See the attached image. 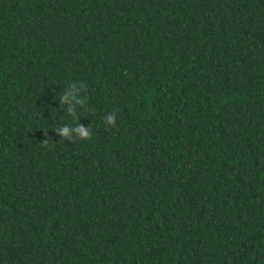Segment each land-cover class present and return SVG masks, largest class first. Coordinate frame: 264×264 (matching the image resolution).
<instances>
[{
    "label": "trees",
    "instance_id": "obj_1",
    "mask_svg": "<svg viewBox=\"0 0 264 264\" xmlns=\"http://www.w3.org/2000/svg\"><path fill=\"white\" fill-rule=\"evenodd\" d=\"M0 264H264V0H0Z\"/></svg>",
    "mask_w": 264,
    "mask_h": 264
},
{
    "label": "clouds",
    "instance_id": "obj_2",
    "mask_svg": "<svg viewBox=\"0 0 264 264\" xmlns=\"http://www.w3.org/2000/svg\"><path fill=\"white\" fill-rule=\"evenodd\" d=\"M87 87L82 82H71L69 83L64 91L60 94L59 104L66 107V111L72 116L74 123L64 124L58 130L62 137L69 139H85L91 136L90 126H85L80 122V117L77 115V106H84L87 97L82 94V90ZM107 125L115 126L116 116L114 113H107L103 117ZM78 121V122H76Z\"/></svg>",
    "mask_w": 264,
    "mask_h": 264
}]
</instances>
